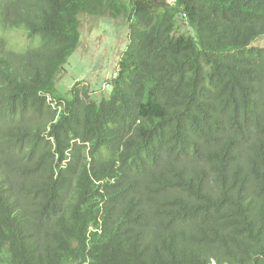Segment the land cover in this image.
<instances>
[{
    "label": "trees",
    "instance_id": "obj_1",
    "mask_svg": "<svg viewBox=\"0 0 264 264\" xmlns=\"http://www.w3.org/2000/svg\"><path fill=\"white\" fill-rule=\"evenodd\" d=\"M81 15L127 23L99 102L57 89ZM261 36L264 0H0V264H264Z\"/></svg>",
    "mask_w": 264,
    "mask_h": 264
},
{
    "label": "rangeland",
    "instance_id": "obj_2",
    "mask_svg": "<svg viewBox=\"0 0 264 264\" xmlns=\"http://www.w3.org/2000/svg\"><path fill=\"white\" fill-rule=\"evenodd\" d=\"M79 20L80 42L68 58L65 72L59 76L57 89L66 95L76 83L89 85L90 98L99 102L109 95L107 81L116 72L119 58L127 46V23L123 19L90 15H81ZM183 31L192 33L187 27H183ZM10 39L21 40L22 34L12 32ZM253 44L264 47V36Z\"/></svg>",
    "mask_w": 264,
    "mask_h": 264
}]
</instances>
